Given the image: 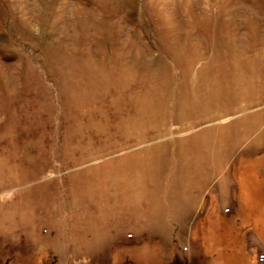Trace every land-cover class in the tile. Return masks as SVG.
I'll return each mask as SVG.
<instances>
[{"label": "rangeland", "instance_id": "rangeland-1", "mask_svg": "<svg viewBox=\"0 0 264 264\" xmlns=\"http://www.w3.org/2000/svg\"><path fill=\"white\" fill-rule=\"evenodd\" d=\"M0 264H264V0H0Z\"/></svg>", "mask_w": 264, "mask_h": 264}]
</instances>
